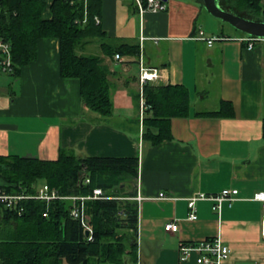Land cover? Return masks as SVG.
I'll return each instance as SVG.
<instances>
[{
	"label": "crops",
	"instance_id": "0c3cea01",
	"mask_svg": "<svg viewBox=\"0 0 264 264\" xmlns=\"http://www.w3.org/2000/svg\"><path fill=\"white\" fill-rule=\"evenodd\" d=\"M44 1L46 17L52 0ZM96 1L103 35L77 45L95 53L78 54L101 55V42L140 49L137 57L103 56L110 113L84 104L78 79L59 75L57 40L41 39L37 58L0 83V154L137 155L136 264H200L196 250L180 259L181 246L216 235L230 248L222 264H264V210L252 198L264 192V38L248 48L238 39L244 34L226 28L202 0H164L166 9L141 13L132 0ZM199 28L223 39L207 45L194 37ZM141 60L159 69L151 83L182 84L189 94L188 115L171 117L170 137L156 143L142 137L144 114L139 117L133 100ZM221 100L231 103V117L194 114L216 109ZM223 188L237 193L217 212L211 196ZM168 221L177 230H165ZM60 264L68 263L62 258Z\"/></svg>",
	"mask_w": 264,
	"mask_h": 264
},
{
	"label": "trees",
	"instance_id": "16d2710c",
	"mask_svg": "<svg viewBox=\"0 0 264 264\" xmlns=\"http://www.w3.org/2000/svg\"><path fill=\"white\" fill-rule=\"evenodd\" d=\"M218 2L234 14L264 21V0ZM83 4V0H52L49 16L45 17L44 0H0V35L10 44L14 72L37 58L39 40L56 39L59 75L78 79L84 104L106 115L112 102L110 71L103 56L110 58L118 53L137 57L140 49L126 42H101V55L76 53L77 45L103 35L93 18L98 16L97 1H86L84 22L80 21ZM142 96L146 106L142 137L151 143L169 138L170 118L188 115L187 88L147 81L142 86ZM133 100L138 107V91ZM194 114L231 117L233 108L230 102L221 100L216 109ZM138 163L137 155L75 156L60 151L54 159H39L0 154V187L6 191L25 188L32 192L37 182H45L61 195H90L94 188L102 190L101 195L83 202L90 237L85 235L80 220L70 215V199H52L48 204L28 199L20 215L0 206V264H60L62 258L68 264H136L138 205L132 183ZM121 185L123 190L116 191Z\"/></svg>",
	"mask_w": 264,
	"mask_h": 264
},
{
	"label": "built area",
	"instance_id": "2783aa9c",
	"mask_svg": "<svg viewBox=\"0 0 264 264\" xmlns=\"http://www.w3.org/2000/svg\"><path fill=\"white\" fill-rule=\"evenodd\" d=\"M70 3L72 0H69ZM86 1L83 0L84 12L83 18L80 20L82 22L86 19ZM137 7L139 13L145 9L152 11H159L166 9V2L164 0H132ZM94 21L99 23L98 16L94 15ZM197 39L204 40L207 45H210L216 39H223L220 35H206L202 29H198L197 34L194 36ZM239 40L245 42L248 48H251L253 43L260 37H256L249 34H244L238 38ZM114 58H120L118 53L114 54ZM14 72V65L12 61L11 47L8 41L4 40L0 35V74H8ZM160 76L159 69L155 67H149L143 64L142 60L139 61V73H138V112L139 117L143 116L145 103L142 96V86L147 81H152L156 77ZM87 181V178L85 179ZM32 192H29L25 188H21L15 191H6L4 188L0 187V206L9 209L12 212L20 215L24 211V201L28 199H38L44 201L46 204L52 199H70L72 201V206L70 208V215L73 218L80 220L84 229H89L91 232L90 225L88 223L87 215L84 212L83 202L85 199L95 198L102 194L100 188H94L92 194L90 195H61L57 192L56 188L50 187L45 182H37L32 185ZM237 193L236 188H223L218 193L211 196L213 199V209L217 212L220 210L221 203L224 200L234 199V195ZM160 197H164L163 192L159 193ZM196 197H192L187 201L188 207L192 210L194 206V200ZM252 198L259 200L261 208L264 210V192L256 191L253 193ZM46 215V212H43ZM190 217H195L194 213L191 211ZM264 217V215H263ZM177 223L173 221H168L164 224L165 230H177ZM90 237V236H88ZM138 244V242H137ZM191 250H196L198 252V262L200 264H222L224 259L229 255L230 248L225 244L219 235L215 237L206 238L199 241L196 244L182 245L180 248V259H185Z\"/></svg>",
	"mask_w": 264,
	"mask_h": 264
},
{
	"label": "water",
	"instance_id": "95a60500",
	"mask_svg": "<svg viewBox=\"0 0 264 264\" xmlns=\"http://www.w3.org/2000/svg\"><path fill=\"white\" fill-rule=\"evenodd\" d=\"M205 9L214 17L229 23L235 29L256 37L264 38V21L254 20L234 14L221 8L216 0H202ZM123 190L122 185L116 188V191ZM86 236L89 235V229H85Z\"/></svg>",
	"mask_w": 264,
	"mask_h": 264
},
{
	"label": "rangeland",
	"instance_id": "374dc122",
	"mask_svg": "<svg viewBox=\"0 0 264 264\" xmlns=\"http://www.w3.org/2000/svg\"><path fill=\"white\" fill-rule=\"evenodd\" d=\"M216 1H217V3H219L218 0H216ZM224 6H227V5L224 4ZM242 14H243V13H242ZM219 20H221V19L219 18ZM221 22H222V23L224 24V26H225L226 28H228L229 30H235L234 28H232V27H231L228 23H226L225 21L221 20ZM235 31L241 33V32L238 31V30H235ZM94 50H95V49H93L92 47H90V49L87 48L86 51H80L79 48H77V49H76V53H95ZM6 77H7V75H5V74H0V83L3 82V81H6ZM10 77H12V76H10ZM136 244H137V242H136Z\"/></svg>",
	"mask_w": 264,
	"mask_h": 264
}]
</instances>
